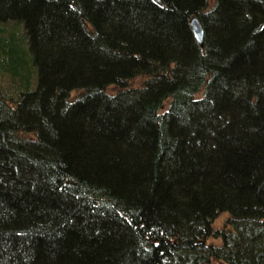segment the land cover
<instances>
[{
    "label": "trees",
    "instance_id": "trees-1",
    "mask_svg": "<svg viewBox=\"0 0 264 264\" xmlns=\"http://www.w3.org/2000/svg\"><path fill=\"white\" fill-rule=\"evenodd\" d=\"M162 2L0 0V264H264V0Z\"/></svg>",
    "mask_w": 264,
    "mask_h": 264
},
{
    "label": "water",
    "instance_id": "water-1",
    "mask_svg": "<svg viewBox=\"0 0 264 264\" xmlns=\"http://www.w3.org/2000/svg\"><path fill=\"white\" fill-rule=\"evenodd\" d=\"M155 1L160 5L164 4L162 0H155ZM189 24L195 40L197 41L199 46L202 47L204 45V31H203L202 23L197 17V15H193L191 17Z\"/></svg>",
    "mask_w": 264,
    "mask_h": 264
},
{
    "label": "rangeland",
    "instance_id": "rangeland-1",
    "mask_svg": "<svg viewBox=\"0 0 264 264\" xmlns=\"http://www.w3.org/2000/svg\"><path fill=\"white\" fill-rule=\"evenodd\" d=\"M214 3V0H209V4L212 5ZM200 95V94H199ZM227 215L223 214L221 215L216 221L217 223H220L222 219H224Z\"/></svg>",
    "mask_w": 264,
    "mask_h": 264
}]
</instances>
